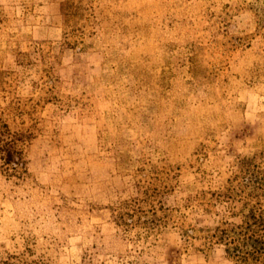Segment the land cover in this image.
<instances>
[{
  "label": "rangeland",
  "instance_id": "obj_1",
  "mask_svg": "<svg viewBox=\"0 0 264 264\" xmlns=\"http://www.w3.org/2000/svg\"><path fill=\"white\" fill-rule=\"evenodd\" d=\"M75 3L0 0V118L33 124L24 150L42 186L0 177V259L233 264L203 230L240 221L216 193L264 148V0ZM47 89L76 108L43 99L31 121L17 99ZM133 197L152 221L120 228L113 208Z\"/></svg>",
  "mask_w": 264,
  "mask_h": 264
},
{
  "label": "trees",
  "instance_id": "obj_2",
  "mask_svg": "<svg viewBox=\"0 0 264 264\" xmlns=\"http://www.w3.org/2000/svg\"><path fill=\"white\" fill-rule=\"evenodd\" d=\"M110 1V0H109ZM75 7V9H73ZM73 9V14L77 15L79 9L84 7L81 3H75L74 0H67V10ZM82 14V12H81ZM66 38V33H65ZM83 51H86L83 49ZM55 58V56H52ZM264 69V66H263ZM9 73L0 69V78L7 76ZM264 75V74H263ZM55 82L53 86L60 85L59 78L53 79ZM52 86V87H53ZM1 87V83H0ZM46 95L33 98H18V108L21 106V111L27 112L32 121V113L34 108L39 105L40 100L46 99L47 102L51 100L60 101L65 108H76L75 103H72L73 97L64 96L65 101L56 96L52 89L46 90ZM84 107L87 106L83 102ZM30 107V108H29ZM90 111V109H88ZM29 127H18L13 130L7 123L0 118V177H13V185L24 190L30 185L32 188H42L33 178L29 170L26 152L24 150L25 144H28L35 133H32ZM240 177V188L234 187L232 184ZM227 186L216 193V201H223L227 204V216H238L240 221L238 223H229L224 219L221 223L208 227L204 238L208 244L216 243L224 246L225 258L230 260L233 264H264V148L253 153L251 156H243L238 159V170L233 176L226 179ZM148 187L143 190L145 197H147ZM16 199L21 198V193L18 190ZM144 198L133 197L124 200L120 205L115 206V221L118 227L131 225L136 219L140 223H148L152 220L144 219L140 221V215L144 211L141 203H144ZM49 209L56 212L62 210L64 206H50ZM67 210L70 207H65ZM150 210H148L149 212ZM155 216V212L151 211ZM144 214V212L142 213ZM138 216L136 219L135 217ZM145 217L146 215H142ZM182 235L185 234L181 231ZM55 239L51 236L49 243L57 245ZM50 246H47L48 250ZM0 264H57L55 257H51L46 253L35 254L34 249L25 247L21 251H6L4 258L0 259Z\"/></svg>",
  "mask_w": 264,
  "mask_h": 264
},
{
  "label": "crops",
  "instance_id": "obj_3",
  "mask_svg": "<svg viewBox=\"0 0 264 264\" xmlns=\"http://www.w3.org/2000/svg\"><path fill=\"white\" fill-rule=\"evenodd\" d=\"M50 30V29H49ZM50 32V31H49ZM49 36V35H48Z\"/></svg>",
  "mask_w": 264,
  "mask_h": 264
}]
</instances>
